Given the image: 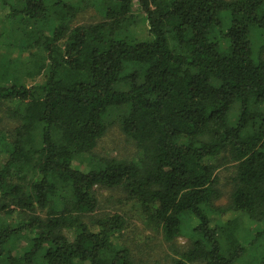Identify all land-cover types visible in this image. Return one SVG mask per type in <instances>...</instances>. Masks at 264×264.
<instances>
[{
    "label": "trees",
    "instance_id": "16d2710c",
    "mask_svg": "<svg viewBox=\"0 0 264 264\" xmlns=\"http://www.w3.org/2000/svg\"><path fill=\"white\" fill-rule=\"evenodd\" d=\"M0 2V50L27 53H0V102L19 121L0 135V216H24L0 218V264H134L117 242L125 219L91 217L97 187L123 188L167 242L188 237L171 264H264V251L246 257L238 220L212 218L229 154V208L264 225V58L251 41L264 40V0H99L103 20L77 26L83 1ZM114 124L138 162L93 153Z\"/></svg>",
    "mask_w": 264,
    "mask_h": 264
},
{
    "label": "rangeland",
    "instance_id": "374dc122",
    "mask_svg": "<svg viewBox=\"0 0 264 264\" xmlns=\"http://www.w3.org/2000/svg\"><path fill=\"white\" fill-rule=\"evenodd\" d=\"M14 1V0H13ZM72 3H80L83 1L84 8L74 20L76 25H90L103 20L98 1L99 0H66ZM135 12L139 13L138 5L134 6ZM9 13L8 7H5L0 2V32L4 29V22ZM132 33L140 40L149 39L147 36L146 26L139 23L132 27ZM253 50L256 56L264 58V40L261 37L260 31L255 29L251 34ZM1 55L6 59H25L26 52H22L20 46L6 45L0 50ZM40 82V81H38ZM15 106L8 102H0V135L8 136L18 126L19 121L11 114V109ZM93 153L97 156L107 159L126 160L138 162L142 158V152L138 149L135 141L128 137L119 124L112 125L106 134L101 137ZM0 148V157H2ZM83 160L89 161L90 155H84ZM216 163V160L214 161ZM219 168L217 175L219 178L220 198L214 202L216 208L224 209L222 214L212 215L213 221L228 222L238 220L240 229V241L247 248L246 257L252 261L264 251V234L255 240L257 233L264 230V225L247 216H243L231 208V195L234 189L235 178V162L230 158L229 154L220 157L218 161ZM73 166L78 169H84V166L77 160ZM95 195L98 200V210L91 217L102 218L115 214L121 215L125 219V229L118 236L117 242L119 245L126 247L131 254V259L134 264H171L176 256L175 251H185L190 246L188 237L183 236L175 239L172 243L165 240L161 229L149 224L142 213V209L132 199L123 188H105L97 187ZM3 217V218H2ZM24 216L19 213H13L10 216H0L6 222L15 223ZM86 219L89 222L90 219ZM64 234L71 240L74 239L72 231H64ZM28 245L26 240L16 242L15 247L20 251V248H25ZM239 262L238 264H244ZM200 264V263H196Z\"/></svg>",
    "mask_w": 264,
    "mask_h": 264
}]
</instances>
